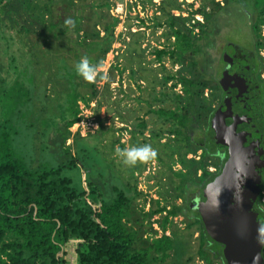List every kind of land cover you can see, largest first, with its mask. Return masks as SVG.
Here are the masks:
<instances>
[{"label": "trees", "instance_id": "1", "mask_svg": "<svg viewBox=\"0 0 264 264\" xmlns=\"http://www.w3.org/2000/svg\"><path fill=\"white\" fill-rule=\"evenodd\" d=\"M206 1L214 3L215 0ZM239 1L230 0L231 3ZM247 1H251V7L256 10L250 29L257 36L259 30L264 29V0ZM141 3L153 7L151 0ZM47 4L49 21L41 26L28 15L23 0H16L13 6L7 0H0V9L9 10L0 14V264H169L176 249L180 252L188 249L187 239L173 223L179 216L185 221L189 239L195 233L199 235L197 256L208 264L211 260L224 261L221 245L207 236L195 205L196 193H201L220 174L227 160L226 148L215 143L209 127L210 118L225 94L221 86L223 80L217 89H211L197 72L206 25L193 19L200 15L208 21L204 12L206 3L190 13L192 20L188 16L180 18L171 14L172 11L182 12L177 0H161L153 12L151 29H163L161 35L166 46L152 52L154 62L159 65L154 79L149 81L145 76L141 77L151 89L147 93L151 102L144 100L148 106L146 114L159 116L162 126L151 131L148 144L156 150L155 159L159 165L175 179L173 199L181 200L183 205L167 206L152 200L145 212L146 204H137L142 194L137 191L134 178L137 173H142L143 167L128 171L121 167V172L115 174V181L112 179L108 186L105 178L113 161L107 159L102 150V160L108 165L103 169L104 175L95 171L93 162L85 164L89 151L106 147L114 152V146H105L106 139L110 138L101 134L102 126L88 139L77 136L73 140V155L69 148H62L59 162L50 155L53 164L35 157L31 140L43 136L36 134L34 128L40 125L46 128L45 143L48 133L54 130L60 136L62 147L75 135H71L69 129L81 121L80 107L88 108L96 101L97 84L103 80L85 82L77 75L75 65L83 56H88L92 63L101 64L102 68L107 54L119 39L115 30L121 22L112 14L115 6L112 0H47ZM6 13L14 16L10 23L18 29L19 49L15 53L11 52L8 42L14 40L12 35L5 36L9 29L4 20ZM68 18L75 22L74 27L65 25ZM127 19L125 29L129 31V42L124 41L123 46L134 45L138 49L134 38L140 37L139 32L130 33L129 21L133 18ZM179 21L181 28L177 26ZM188 22L191 25L184 28ZM140 24L138 29H148L143 20ZM196 29H199L197 34L193 31ZM25 47L27 52H24ZM260 47L256 41L255 55ZM134 55L139 56L135 50ZM185 57L191 58L187 62V74L166 73L165 60L171 61L172 66L182 65L186 62ZM18 58L22 62H18ZM258 65L255 77L264 107V81L259 79ZM114 69L120 75L125 72L121 67ZM159 73L162 76L157 80ZM130 74L132 76L134 72L130 70ZM178 86L181 93L175 91ZM156 87L159 92L155 91ZM205 90L210 91L207 97H204ZM159 105L162 107L154 110V106ZM52 108L57 113H52ZM202 115L207 117V122L204 133L199 136ZM30 116L34 118L28 124ZM140 120H137L135 132L136 136L142 137L147 123ZM59 124H63L62 133ZM23 128L28 133L33 131L35 136H26L22 140L18 132ZM164 134L177 139L171 143L168 138L167 144H161ZM135 137L132 143L138 146L133 142ZM20 145H24V150ZM48 149L45 145L42 150ZM198 151H202L198 160L187 159L188 153L196 157ZM80 165L84 169L88 167L90 179H84L82 185L74 187L72 180L64 174L79 169ZM175 165H179L180 170L173 171ZM210 166L215 168L214 172L208 171ZM263 198L264 174L254 205L261 216H264ZM155 217L157 219L152 221ZM154 223L160 236L152 228Z\"/></svg>", "mask_w": 264, "mask_h": 264}, {"label": "rangeland", "instance_id": "2", "mask_svg": "<svg viewBox=\"0 0 264 264\" xmlns=\"http://www.w3.org/2000/svg\"><path fill=\"white\" fill-rule=\"evenodd\" d=\"M7 1L10 6L15 5L16 3V0ZM23 1L28 15L32 18V20L38 25H46L47 21H49V18L47 19V0ZM112 1L115 5L112 10V14L117 16L121 21L115 30V35L117 37L119 36V39L112 46L111 51L106 56L103 67L100 68L102 73H107L108 79H103L97 84L96 101L91 103L88 108H83L82 106L80 107L82 109V113L80 115L81 121L69 129L70 134L75 135L66 141L64 147L61 145L60 136L54 130H51L48 133L45 143V136L47 132L46 128L41 125L38 128H34V131L36 134H42L43 138L36 137L31 140L33 142L32 149L34 148L36 159L53 164L54 160L50 156L55 157L57 162H59L62 160V158L59 157V153H61L62 148H69L68 151L71 155H73V140H75L77 136L80 138L87 137L88 139L89 136H94L95 133L97 134L99 132V126H102V129H100L101 134H107L110 138L106 139L105 146H114V152H110V150L106 147H103V149L97 148L95 151H89L84 160H86L85 164L93 162L95 171L98 174L104 175L103 169L105 167L107 168L108 165L106 164V161L102 160L100 152V150H102L105 157L113 161V165L108 168L109 171L107 172V176L105 178V182L108 184L109 182L112 184V179L115 181V174L116 172H121L119 171L121 167L127 171L129 168H133L127 167L120 162L119 158L116 156V151L118 148L121 149V145L122 149L135 146L132 143V140L137 135L135 132V125L138 123L137 120L141 118L142 120L140 121L147 123L144 135L142 137L136 136L133 141L137 145L148 144L150 139H148L147 135H150L151 131L162 127L159 123V116L146 114L148 106L144 100L151 102L150 97L147 95L151 89L141 77L145 76L149 81L154 79V75H157V70H159V65L154 62L152 52L154 49H161L163 46H166V43L161 35L163 29H151L153 12L160 4L161 0H151L153 7L147 3L142 5V0ZM246 1L247 0H240L239 3H231L230 0H215L214 3H209L206 0H187V3H179L177 0L182 12L172 11L173 14L178 13L180 18L188 16L190 20H192L193 18H191L190 13L203 7V3H206L204 4V12L208 16V21L205 22L204 18L200 15H196L193 20L206 25V28L203 31L204 37L200 43L203 53L199 59H197V72L201 73L204 78L203 83L211 89H217L219 86L222 76V68L228 60V56L226 55L227 51L234 47L254 52V44L256 41L261 44V47L258 48L256 54L257 63L259 64V79L264 81V29L261 28L257 33V36H255L251 31L250 26L255 20L256 10L251 7V1ZM4 10L9 11L5 8L0 9V14L1 12H4ZM5 16L6 19L4 18V20L6 21L9 29H11H7L5 36L9 37L12 35L14 40L8 42L10 43L11 52L15 53L19 49V46L17 45V25L10 23L14 19L13 15L9 16L6 13ZM136 17L138 19H135ZM127 18H133V20L129 21V24L131 25L130 33L133 34L139 32L138 34L140 37L134 38V41H136L139 45L138 49H135L134 45H131L130 47L123 46L124 41L129 42V31L125 29V24L128 20ZM141 20H143L145 24L144 26H147L148 29H145V27L138 29L141 27ZM190 22L185 24L184 28L191 25L192 22ZM177 26L179 28L182 27L181 21L178 22ZM193 31L197 34L199 29ZM134 50L139 54L138 57L134 55ZM25 51L27 52L26 47L24 48V52ZM14 55L18 57V55ZM185 60L186 62L182 63V65L177 64L173 66L171 65V61L165 60L163 66L166 73L173 75H177L178 73L183 75L187 74L188 69H186V66L188 65L187 62L191 61V58L185 57ZM18 62L22 61L18 58ZM120 67L125 69V72L122 75H120L119 72L114 71V68ZM112 68V73H110ZM130 70L134 72V75L131 76ZM161 76L162 74L157 77V80H159ZM222 80L223 83L221 86L222 89H224L228 84L224 81V79ZM170 84L167 87H169ZM47 88H49V86H47ZM155 91L159 92V87H156ZM214 91L217 92V90ZM176 92H181L180 86L176 87ZM209 93L210 91L205 90L204 97H207V95L209 96ZM138 99L141 100L138 101ZM97 104H99V107L96 108ZM154 110L158 111L159 106H154ZM51 112L57 113V111L53 108L51 109ZM33 118L34 116L29 117L27 121L28 124L33 121ZM206 122L207 117L202 115L200 118V124H202V127L200 128V132H198L199 136H202L204 133L206 129ZM21 124L23 125V122H21ZM58 128L62 133L63 124H59ZM26 136L30 138V136H35V133L33 131L28 133L24 130V128L18 132V137H21L22 140L26 139ZM163 139H167V137L163 136L161 143H163ZM167 143L168 141H166V144ZM45 145L49 148L47 151L42 150ZM31 146L32 145H30V147ZM20 148L23 149L24 145H20ZM196 158H198V155H196ZM175 166L173 169L179 170L178 167ZM135 167L138 169H141V167L144 168L142 173L134 175V178L136 179V189L142 194V196L138 199L137 204L140 206L146 204V206L144 205V212L147 211L149 201L151 205L152 200H158L161 205L164 204L167 206H171L173 203L177 206L183 205V202L173 199L175 193L173 189L175 179H173L171 174H167L165 172L164 168L159 165V161L157 159H154L147 164H138ZM208 171L214 172L215 168L210 166ZM64 175L72 180L74 187L82 185L84 179H90L88 167L85 166L84 169L81 165L79 169L65 172ZM110 184L108 186H110ZM109 189L110 187L108 190ZM156 219L157 217L153 218L152 221ZM184 222L185 221H183V217L181 216L173 220V223L177 227L179 233L183 234L187 239L186 247L188 249L182 252H180V249L179 251L176 249V252L171 254L169 264H208L204 259L197 256L196 234L193 235L192 239H189V234L185 231ZM152 228L157 231L158 236H160L161 233L155 223L152 225ZM166 234L169 235L168 232ZM208 258L210 259L211 255H209ZM188 259L190 260L189 262H187ZM211 262V264H223L221 261L211 260Z\"/></svg>", "mask_w": 264, "mask_h": 264}, {"label": "water", "instance_id": "3", "mask_svg": "<svg viewBox=\"0 0 264 264\" xmlns=\"http://www.w3.org/2000/svg\"><path fill=\"white\" fill-rule=\"evenodd\" d=\"M231 71L223 76L236 81ZM247 100L233 92L215 111L211 129L215 143L226 148L227 160L204 187V202L195 203L207 236L223 247L226 264H264V218L253 208L263 184L264 139L259 132L264 123Z\"/></svg>", "mask_w": 264, "mask_h": 264}, {"label": "flooded vegetation", "instance_id": "4", "mask_svg": "<svg viewBox=\"0 0 264 264\" xmlns=\"http://www.w3.org/2000/svg\"><path fill=\"white\" fill-rule=\"evenodd\" d=\"M226 55L228 56V60L226 61V63L224 64V67L222 68L221 79H224V81L227 82L228 85L225 86L224 89H222L223 92L225 93L223 96V100L225 97L231 96L233 92L236 93L237 95L241 94L242 96H246V98L248 99L247 102L249 104L252 103V105L255 107V109L257 111V115L259 116L261 121L264 123V107L262 105V102H261L262 100H261L260 95H259V85H258L256 77H255V70H256V67L258 65L257 57H256L255 53L250 52V51H245V50L240 49V48L238 49V48L232 47L230 50L227 51ZM231 69H232V71L230 74H233L232 76L235 77L236 81H234L232 78L226 79L223 76V73L225 72V70H231ZM175 91H176V89H175ZM178 93H181V92H178ZM243 93H246L247 95H244ZM232 98L235 99L234 97H232ZM223 100H222V102H223ZM161 107L162 106L159 105V109ZM213 115L210 118V122H209V127H210L211 131H212L211 120L213 118ZM259 133H260L261 138L264 139V131H260ZM163 136H166L167 139L169 138L171 140V143H174V141L177 139V137H175V136L169 137L166 134H164ZM147 137L149 138L150 136L147 135ZM167 139H163L162 140L163 143H161V141H160V143L166 144V141H168ZM204 141H205V139H204ZM158 153H159V143H158ZM201 153H202V151L197 152L198 158H196L195 155H193L192 153H188L187 159H197L198 160ZM175 167H178V169L180 170L179 165H176ZM173 171H177V170L173 169ZM263 174H264V171L261 174L262 183H263ZM196 195L198 197L196 199L197 202H199V201L204 202V199L201 197L202 192L201 193L197 192ZM179 202H182V201L179 200ZM254 205H255V203H254ZM253 208H254V206H253ZM197 212H199V211H197ZM262 217L264 218V216H262ZM195 234H196V239H197L199 237V235H198V233H195ZM222 251H223V247L221 246V252ZM261 258L264 261V246H263L262 251H261ZM223 260H224V258H223ZM221 262L223 264H226L224 261H221Z\"/></svg>", "mask_w": 264, "mask_h": 264}, {"label": "clouds", "instance_id": "5", "mask_svg": "<svg viewBox=\"0 0 264 264\" xmlns=\"http://www.w3.org/2000/svg\"><path fill=\"white\" fill-rule=\"evenodd\" d=\"M66 26H75V22L68 18L65 20ZM101 64H94L88 56H83L75 65L77 75L81 76L87 83H95L98 79H108L107 73L100 71ZM116 156L119 161L127 167H135L138 164H147L157 156L156 150L149 144L117 149Z\"/></svg>", "mask_w": 264, "mask_h": 264}, {"label": "built area", "instance_id": "6", "mask_svg": "<svg viewBox=\"0 0 264 264\" xmlns=\"http://www.w3.org/2000/svg\"><path fill=\"white\" fill-rule=\"evenodd\" d=\"M179 3H183V2H186L187 3V0H178ZM190 3V2H189ZM174 17H178L179 14L178 13H174L173 14ZM198 19V18H197ZM264 199V198H263ZM262 202H264V200H262Z\"/></svg>", "mask_w": 264, "mask_h": 264}, {"label": "crops", "instance_id": "7", "mask_svg": "<svg viewBox=\"0 0 264 264\" xmlns=\"http://www.w3.org/2000/svg\"><path fill=\"white\" fill-rule=\"evenodd\" d=\"M174 12V11H173ZM173 12H171V14L173 15Z\"/></svg>", "mask_w": 264, "mask_h": 264}]
</instances>
